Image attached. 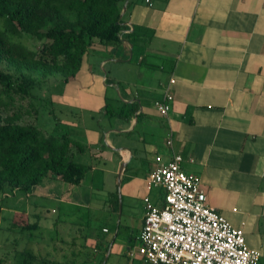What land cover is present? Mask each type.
<instances>
[{
	"label": "crops",
	"instance_id": "0c3cea01",
	"mask_svg": "<svg viewBox=\"0 0 264 264\" xmlns=\"http://www.w3.org/2000/svg\"><path fill=\"white\" fill-rule=\"evenodd\" d=\"M121 23L118 40L92 39L79 69L59 77L58 88L52 83L58 78L50 79L44 95L84 145L74 158L90 175L113 177L106 196L84 191V178L72 184L59 176L26 194L47 199L67 190L73 200L62 198H83L113 220L120 177L122 208L138 224L131 227L126 218L123 232L117 224L113 233L105 221L91 233L109 254L133 256L127 264H152L136 251L143 197L161 205L165 193L147 188L146 180L156 155L168 160L180 152L182 168L200 176L207 203L243 228L264 264V0H126ZM167 86L173 98L165 116L156 102Z\"/></svg>",
	"mask_w": 264,
	"mask_h": 264
},
{
	"label": "trees",
	"instance_id": "16d2710c",
	"mask_svg": "<svg viewBox=\"0 0 264 264\" xmlns=\"http://www.w3.org/2000/svg\"><path fill=\"white\" fill-rule=\"evenodd\" d=\"M125 1L0 0V189L27 192L50 176L72 184L84 178L88 166L74 158L84 145L68 130L59 131L58 125L45 131L23 121L17 99L45 86L50 75L64 80L73 75L92 39L118 40ZM9 32H28L41 42L29 48ZM95 245L105 253L100 240ZM17 256L19 264H84L75 257L49 258L26 248Z\"/></svg>",
	"mask_w": 264,
	"mask_h": 264
},
{
	"label": "rangeland",
	"instance_id": "374dc122",
	"mask_svg": "<svg viewBox=\"0 0 264 264\" xmlns=\"http://www.w3.org/2000/svg\"><path fill=\"white\" fill-rule=\"evenodd\" d=\"M3 19L0 16V25L3 23ZM8 34L12 39L29 48H37L41 42L28 32H9ZM0 68H4L2 62H0ZM56 77L58 79L52 83H55L54 85L59 84L60 76L57 74L50 75L45 86L31 88L29 95L23 99H17V103H20L24 111L23 121H31L41 126L45 131H53L52 129L56 125L60 131L65 126V123L61 121L64 116L63 111L55 102L44 96L45 89L49 85L51 86L49 89H51L53 85L49 83V80L56 79ZM60 85L55 88L60 87ZM9 111L11 112L12 108H9ZM49 113L51 120L55 117L54 125L50 121ZM90 173L89 169L80 184L84 186V191L87 190L88 193L93 191V194L96 195L99 190L103 197L106 196L108 181L110 184L113 177L105 176V174L93 176ZM119 180L120 177H117L119 188L118 191H115L114 199L118 197V205L116 204V219L113 220L107 217L104 208L96 210L92 206V202L88 203L89 201H84L83 198L75 202H69L62 198L64 196L68 198L67 192L70 191L65 190L64 193H61L60 188L56 189L57 194L47 199H40L35 194L27 195L21 189H0V264H19L17 254L25 248L31 249L37 255H47L49 258H62L64 254L65 258L75 257L77 262L82 261L84 264L131 263L133 256H129L131 260L128 261L124 256L117 258L113 254H109V251H105V255L102 257V251L96 247L95 238L91 233L96 227L99 230V224L105 221L108 222L113 233L117 224H119L120 232H123L122 225L127 218V211L125 207L122 208ZM137 202V198L131 201L130 213L136 211ZM129 218L127 219L130 221V226L135 227L138 224L137 215H130ZM120 232L118 236L121 234ZM120 242L123 241L120 240ZM128 244L134 250L133 241L128 242Z\"/></svg>",
	"mask_w": 264,
	"mask_h": 264
},
{
	"label": "built area",
	"instance_id": "2783aa9c",
	"mask_svg": "<svg viewBox=\"0 0 264 264\" xmlns=\"http://www.w3.org/2000/svg\"><path fill=\"white\" fill-rule=\"evenodd\" d=\"M172 98L167 86L164 98L156 102L160 114L167 116ZM171 142L169 137L166 143ZM155 159L147 188L162 187L164 201L155 204L144 195L137 253L152 264H259L261 251L247 244L242 227L207 203L200 176L182 168V154L173 152L168 160L156 155Z\"/></svg>",
	"mask_w": 264,
	"mask_h": 264
}]
</instances>
